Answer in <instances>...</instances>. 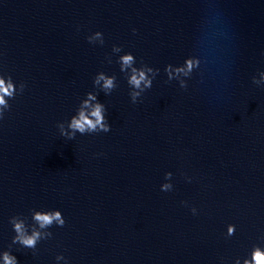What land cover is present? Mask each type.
Listing matches in <instances>:
<instances>
[{
    "label": "water",
    "instance_id": "obj_1",
    "mask_svg": "<svg viewBox=\"0 0 264 264\" xmlns=\"http://www.w3.org/2000/svg\"><path fill=\"white\" fill-rule=\"evenodd\" d=\"M96 32L103 46L88 42ZM125 53L159 69L136 104L116 62ZM188 58L199 67L184 90L183 73L168 82L164 69ZM100 72L117 77L98 95L111 130L62 137L57 124L98 91ZM0 73L26 85L0 120V253L234 264L264 247V0H0ZM33 209L66 221L35 253L12 245L9 224H30Z\"/></svg>",
    "mask_w": 264,
    "mask_h": 264
},
{
    "label": "clouds",
    "instance_id": "obj_2",
    "mask_svg": "<svg viewBox=\"0 0 264 264\" xmlns=\"http://www.w3.org/2000/svg\"><path fill=\"white\" fill-rule=\"evenodd\" d=\"M135 34V29H133ZM90 44H104L103 35L100 32L87 37ZM122 48L113 46L112 53L119 54ZM107 62L112 63L111 57H107ZM119 64V71L125 75L127 84L131 91L129 92L130 101L132 104L140 102L143 93L151 89L153 81L159 75V69H153L146 64H141L136 67V58L131 53L119 55L116 61ZM199 67V61L195 58H188L181 66L173 67L168 65L164 71L167 75L168 82L177 80V77L183 73L185 79L179 80L181 89L187 90V79L195 69ZM264 75V73H261ZM253 83L257 86L261 85L255 77ZM26 85L20 83L17 87L10 75L0 73V120L4 119L5 113L11 110L9 101L14 100L17 95L23 94ZM93 87L98 91L89 92L80 102L76 112L66 122L57 124V128L62 137L68 140H73L77 134L92 135L99 133H108L111 130L110 124L106 118V106L98 99V95L102 92L105 96L111 95L118 87L116 75H107L104 72L98 73L93 78ZM172 174L166 173L165 180H171ZM171 183H164L161 186V191L168 192L172 190ZM193 215L196 214V209H191ZM66 221L59 210H31V223H28V218L24 216H13L9 219V224L12 226L14 236L12 245H19L22 248L35 250L37 245L45 240L51 239L53 233L49 231L55 225L56 227H64ZM236 226L228 225L226 238L232 237L235 234ZM57 261L65 260L63 256H57ZM0 261L2 264H18L14 255L9 251L0 253ZM65 264L67 261L65 260ZM234 264H264V247L253 245L251 253L248 257L237 258Z\"/></svg>",
    "mask_w": 264,
    "mask_h": 264
}]
</instances>
